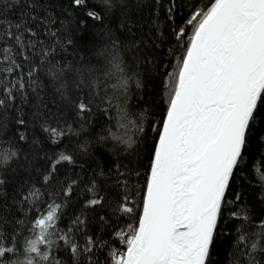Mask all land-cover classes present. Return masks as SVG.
I'll return each mask as SVG.
<instances>
[{
  "label": "snow or ice",
  "instance_id": "1",
  "mask_svg": "<svg viewBox=\"0 0 264 264\" xmlns=\"http://www.w3.org/2000/svg\"><path fill=\"white\" fill-rule=\"evenodd\" d=\"M0 264H264V0H0Z\"/></svg>",
  "mask_w": 264,
  "mask_h": 264
},
{
  "label": "trees",
  "instance_id": "2",
  "mask_svg": "<svg viewBox=\"0 0 264 264\" xmlns=\"http://www.w3.org/2000/svg\"><path fill=\"white\" fill-rule=\"evenodd\" d=\"M69 58H71V57H69Z\"/></svg>",
  "mask_w": 264,
  "mask_h": 264
}]
</instances>
